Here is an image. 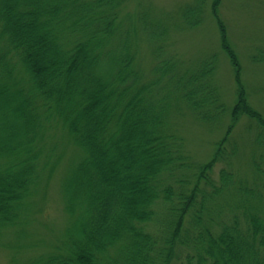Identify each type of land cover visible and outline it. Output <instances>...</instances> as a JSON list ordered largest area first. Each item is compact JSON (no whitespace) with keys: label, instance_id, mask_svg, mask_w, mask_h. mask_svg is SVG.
<instances>
[{"label":"trees","instance_id":"16d2710c","mask_svg":"<svg viewBox=\"0 0 264 264\" xmlns=\"http://www.w3.org/2000/svg\"><path fill=\"white\" fill-rule=\"evenodd\" d=\"M127 2L0 0V239L9 236V263L171 264L179 249L181 264H264V152L243 177L232 138L248 118L263 145L264 114L220 19L222 0L211 12L234 72L230 107L215 84L218 56L196 66L165 56L169 25L124 14ZM206 2L184 5L177 25H200ZM182 105L209 125L230 117L206 163L192 160L171 122ZM51 190L59 226L38 219ZM38 222L48 235L29 231Z\"/></svg>","mask_w":264,"mask_h":264},{"label":"rangeland","instance_id":"374dc122","mask_svg":"<svg viewBox=\"0 0 264 264\" xmlns=\"http://www.w3.org/2000/svg\"><path fill=\"white\" fill-rule=\"evenodd\" d=\"M192 0H128L123 12L134 14L143 11L155 20H161L169 25V36L164 48V55L176 58L181 63L196 66L206 56H218V69L215 74V84L223 99L230 107L236 102V83L232 65L227 54L221 47V35L218 20L211 12L212 0H207L204 9V20L196 28L178 26L181 9ZM220 19L227 27L228 37L232 47L238 53L243 72L242 77L253 106L264 114V0H222L219 8ZM141 63L149 70L154 59L147 43L142 44ZM258 56V60L255 59ZM156 59V58H155ZM182 111H176L171 122L185 140V147L192 160L198 164L210 161L215 153L217 143L225 135L230 117L226 116L217 125H209L199 121L185 105ZM248 118H243L235 126L232 138L239 145L240 151L236 158V169L239 175L253 176V160L264 152V144L255 145L254 139L258 132L253 124V130L248 132ZM225 164L216 167L218 172ZM264 166V164H263ZM52 199L45 204L44 213L38 219L59 226L62 211L57 201L55 190H51ZM163 211V209H162ZM161 211V212H162ZM230 216L226 210L221 217ZM51 221V222H50ZM34 227L37 228L34 229ZM158 225L155 223V229ZM48 235L47 230L39 222L29 228L30 232ZM0 239V264H10V249L7 239ZM36 238L28 237V239ZM4 242V244H3ZM179 249L171 264H181Z\"/></svg>","mask_w":264,"mask_h":264}]
</instances>
